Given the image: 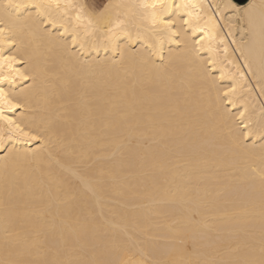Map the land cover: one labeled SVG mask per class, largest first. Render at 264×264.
<instances>
[{
	"label": "bare ground",
	"instance_id": "obj_1",
	"mask_svg": "<svg viewBox=\"0 0 264 264\" xmlns=\"http://www.w3.org/2000/svg\"><path fill=\"white\" fill-rule=\"evenodd\" d=\"M8 2L0 264H264V0Z\"/></svg>",
	"mask_w": 264,
	"mask_h": 264
},
{
	"label": "snow or ice",
	"instance_id": "obj_2",
	"mask_svg": "<svg viewBox=\"0 0 264 264\" xmlns=\"http://www.w3.org/2000/svg\"><path fill=\"white\" fill-rule=\"evenodd\" d=\"M236 2H238V0H236ZM236 2H234V0H227V2L223 5V8H224V9H231L234 13L237 12V11H239L240 15H248V14H250V12H251L253 6L250 5L248 9H237V8H236ZM144 6H145V7H150V8L155 9V8L157 7V2H154V3L150 4V5H149V4H146V5H144ZM5 7L12 8V9L16 10V9L21 8L22 5H19V4H13V3L11 2V0H9L8 4L5 5ZM79 7H80V9H81V12L84 13V12H87V11L89 10L90 5H89L88 3L85 2V3L80 4ZM108 7H110V5H107V4L104 5V10L101 11V12H97V13H95V15H96L98 18L102 19V18L104 17L105 13L107 12ZM216 8H217V9H221V5L217 4V5H216ZM189 15H191V14H189ZM225 18H226V17H224V16H221V17H220V19H225ZM77 19H79V16L77 17ZM210 19H212V20H213V23L215 24V22H216V18H215V17H210ZM3 23H4V22H3L2 20H0V24H3ZM153 23H156L155 19H153ZM159 23L162 24V25H163L165 28H167L169 31H171V28H172V26H173V24H174V21H173L172 18H168V19H166V20H163V19L160 20ZM183 23H184V24H189V21L185 20ZM6 30H7L6 27H0V35H2ZM197 30H198L199 32L202 33V35H201V37H200L201 40L211 41V39H212V33H211L210 31H206L205 28H198ZM125 35H127L128 38L131 39L130 34L125 33ZM173 35H178V33H173ZM177 42H178V41H177ZM198 42H199V41H198ZM8 59H9V60H13L14 57H8ZM210 63H214V62L210 61ZM228 92H229V93H234V92H235V88H229V89H228ZM226 94H227V93H226ZM0 95H3V91H2V89H0ZM5 119H7V118H5ZM8 123H9V124H12L13 121L9 120ZM21 131H22V130H21ZM24 134H25V135H28V133H24ZM34 138H35V137H34ZM2 143H3V137H0V145H2Z\"/></svg>",
	"mask_w": 264,
	"mask_h": 264
},
{
	"label": "rangeland",
	"instance_id": "obj_3",
	"mask_svg": "<svg viewBox=\"0 0 264 264\" xmlns=\"http://www.w3.org/2000/svg\"><path fill=\"white\" fill-rule=\"evenodd\" d=\"M90 3L93 4V7H95V9H100L102 8L106 3L107 0H88Z\"/></svg>",
	"mask_w": 264,
	"mask_h": 264
},
{
	"label": "water",
	"instance_id": "obj_4",
	"mask_svg": "<svg viewBox=\"0 0 264 264\" xmlns=\"http://www.w3.org/2000/svg\"><path fill=\"white\" fill-rule=\"evenodd\" d=\"M236 2V0H234ZM248 0H238V4H245Z\"/></svg>",
	"mask_w": 264,
	"mask_h": 264
}]
</instances>
